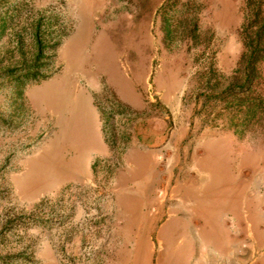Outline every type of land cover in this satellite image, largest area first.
I'll return each mask as SVG.
<instances>
[{
  "label": "rangeland",
  "instance_id": "obj_1",
  "mask_svg": "<svg viewBox=\"0 0 264 264\" xmlns=\"http://www.w3.org/2000/svg\"><path fill=\"white\" fill-rule=\"evenodd\" d=\"M264 0H0V264H264Z\"/></svg>",
  "mask_w": 264,
  "mask_h": 264
},
{
  "label": "trees",
  "instance_id": "obj_2",
  "mask_svg": "<svg viewBox=\"0 0 264 264\" xmlns=\"http://www.w3.org/2000/svg\"><path fill=\"white\" fill-rule=\"evenodd\" d=\"M243 30L246 49L238 61V72L230 77L229 89L235 85L248 88L260 81L258 64L264 59V9L260 3L254 6L252 16L244 23Z\"/></svg>",
  "mask_w": 264,
  "mask_h": 264
}]
</instances>
